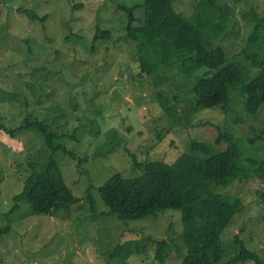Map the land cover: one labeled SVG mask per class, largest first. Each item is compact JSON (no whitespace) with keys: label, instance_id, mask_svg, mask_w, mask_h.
<instances>
[{"label":"rangeland","instance_id":"obj_1","mask_svg":"<svg viewBox=\"0 0 264 264\" xmlns=\"http://www.w3.org/2000/svg\"><path fill=\"white\" fill-rule=\"evenodd\" d=\"M196 1L172 0V5L189 17ZM141 3L0 0V125L16 129L28 114L45 119L67 149L87 159L79 168L61 153L52 156L77 201L68 210L55 217L36 216L29 215L27 205L22 204L11 213L13 197L21 192L31 165L39 170L50 153L34 130L17 131L14 136L0 131V230L8 228L0 234V264H116L109 259L110 252L137 240L142 253L129 257L125 264H180L175 252L164 263L154 261L155 242L180 235L179 211L166 210L130 222L100 215L106 207L98 189L108 178L142 174L123 149L140 164L172 163L191 153L193 141L206 144L211 154L224 151L226 140L217 143L216 139L227 134L243 151L242 159L264 160V108L247 115L244 100L235 90L230 92L226 112L197 107L192 90L199 72L185 75L166 69L152 77L138 75L135 44L124 34L126 14L115 11V6ZM222 3L232 5L231 0ZM18 9L46 16V20L43 24L30 21ZM253 11L263 15L264 0H242L229 14L216 45L230 60L236 59L252 32ZM140 13L137 9L135 16ZM97 30L107 31L108 37L99 33L94 40ZM161 97L171 106L175 104L172 99L176 101L179 124L159 106ZM110 130L121 139L120 147L106 157L94 158ZM260 135L261 140L248 143ZM87 190L94 210L85 199ZM220 194L239 199L241 207L222 233L223 255L217 264L234 255L236 236L264 264V178L254 175L233 182Z\"/></svg>","mask_w":264,"mask_h":264},{"label":"trees","instance_id":"obj_2","mask_svg":"<svg viewBox=\"0 0 264 264\" xmlns=\"http://www.w3.org/2000/svg\"><path fill=\"white\" fill-rule=\"evenodd\" d=\"M231 1L230 6L222 0H197L189 17L176 12L172 0H142L135 7L115 6V11L121 10L126 14L124 34L135 44L138 75L152 77L166 69H176L185 75L199 72L192 90L197 107L219 108L226 112L230 92L235 90L244 100L247 115H255L264 108V14L252 12V32L236 59L230 60L216 42L224 35L230 12L242 0ZM137 9L142 10V15L140 13L136 17ZM17 13L42 24L46 20V16L39 17L33 11L18 9ZM99 33L104 38L108 37L107 31L97 30L94 40ZM254 72L256 74L253 75ZM6 96L17 97L11 93H6ZM172 101L176 104L174 99ZM175 104L171 106L169 101L159 98L162 110L179 124ZM45 121L28 114L16 129L6 130L0 125V131L10 136L17 131L34 130L42 137L44 147L50 153L39 170L31 165V173L24 180L21 192L13 197L11 213L26 204L29 215L55 217L77 202L52 156L61 153L76 162L79 168L87 159H79L67 149L61 143L59 133ZM261 135L253 136L248 143L261 140ZM222 139L227 143L222 152L211 154L206 144L193 141L191 153L183 154L172 163L154 160L140 164L133 154L123 149L142 174L137 178H124L120 174L108 178L98 189L106 207L100 215L130 222L156 216L166 210L179 211L181 233L175 239L155 242L154 261L164 263L171 252H175L180 264L219 263L223 255L222 233L232 224L241 207L239 199L223 196L220 191L233 182L249 180L254 175L264 178V160L257 163L251 158L242 159L243 151L234 138L223 134L216 142ZM120 144L121 139L110 130L107 141L93 157H106ZM87 193L85 199L94 210L95 203L89 190ZM7 231L8 228H3L0 234ZM233 243L234 255L223 264H262L257 254L247 249L237 236ZM141 253L139 240L128 241L117 245L108 257L116 264H125L129 257Z\"/></svg>","mask_w":264,"mask_h":264}]
</instances>
